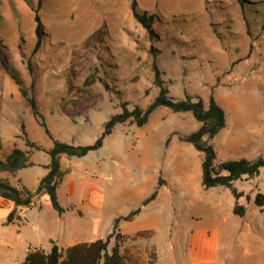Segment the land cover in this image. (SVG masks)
Returning a JSON list of instances; mask_svg holds the SVG:
<instances>
[{
	"label": "rangeland",
	"instance_id": "374dc122",
	"mask_svg": "<svg viewBox=\"0 0 264 264\" xmlns=\"http://www.w3.org/2000/svg\"><path fill=\"white\" fill-rule=\"evenodd\" d=\"M132 1L0 0V49L35 97L52 138L90 145L103 123L120 112L123 102L128 109H144L158 92L152 83L151 49L169 95L180 97L187 91L207 102L212 94L227 121L240 115L248 136L264 133V0H134L139 15L153 16L152 35L133 16ZM37 27L41 38L33 50ZM20 125L30 140L45 149L52 146V138L44 133L0 62V159L14 146L26 148ZM124 125L131 127L132 123ZM132 148L131 136H124L117 126L103 147L85 157L69 162L61 156L60 164L72 166V173L58 187L60 203L65 204L67 185L81 177L79 168L89 171L98 164L118 170L119 175L112 173L105 181H97L112 185L122 196L119 186L124 172L138 178V168L127 160V150ZM215 150L219 152L217 145ZM162 154V145L155 144L154 161L160 162ZM30 158L35 165L0 177L7 176L15 186L20 180L35 190L44 174L38 164L48 162L49 157L33 151ZM236 186L264 194V167L249 183L237 182ZM151 188L147 184L148 194ZM37 200L40 206L26 210V218L40 226L43 245L57 234L61 245L76 236L73 229L80 218L72 213L58 216L46 195ZM133 205V201H120L119 211L126 214ZM157 210L152 203L142 220L119 223L120 233L128 235L124 245L159 248L158 240L135 234L158 220ZM112 223V219L103 220L99 238L106 237Z\"/></svg>",
	"mask_w": 264,
	"mask_h": 264
},
{
	"label": "crops",
	"instance_id": "0c3cea01",
	"mask_svg": "<svg viewBox=\"0 0 264 264\" xmlns=\"http://www.w3.org/2000/svg\"><path fill=\"white\" fill-rule=\"evenodd\" d=\"M244 123L240 115L230 122L225 119V126L212 140L218 162L242 158L252 160L264 154V133L254 132L248 136L247 131L242 130ZM124 124L116 125L113 130L118 126L124 136H131L133 148L127 150V160L138 168V178L125 171L126 177L121 179L119 186L120 196L112 185L97 181L99 178L105 181L112 173L119 175L117 169L112 170L111 166L103 168L99 164L89 171L80 167L81 177L67 185L65 204L60 203L68 208L65 214L72 213L81 219L73 229L76 236L68 239L65 245L59 244L58 234L49 238L46 245L41 243L40 226L26 218V210L37 206L15 208L13 203L0 198V264H20L29 250H48L50 241L65 249L79 242L101 239L98 230L104 219L114 222L117 217L139 209L129 222L142 220L152 203L158 207L156 224L152 220L151 226H144L137 232L150 231V237L160 242L154 264H264V205L253 203L254 194L259 190L236 186L237 182L249 183L251 179L234 183L237 191L243 193L238 199L225 187L203 189L202 153L191 143L179 139V136L199 128L200 123L193 115L190 112H172L161 106L149 115L141 127ZM157 143L162 145L163 150L160 162H155L152 156L153 146ZM215 145L219 147V152L215 150ZM71 158L65 157V161L70 162ZM60 160L61 156L59 163ZM29 161L35 165L31 158ZM48 162L38 164L44 174ZM60 166L67 170L64 176L72 173V166ZM159 180L161 185H158ZM18 183L20 185L16 187L23 185L34 191L20 180ZM147 184L152 187L150 194L155 189L157 194L153 200L142 205L143 200L150 196ZM120 201H133L134 205L123 214L119 211ZM235 206L243 208L242 215L235 213ZM14 209L19 218L7 223L6 217ZM70 234L67 233L68 236Z\"/></svg>",
	"mask_w": 264,
	"mask_h": 264
},
{
	"label": "trees",
	"instance_id": "16d2710c",
	"mask_svg": "<svg viewBox=\"0 0 264 264\" xmlns=\"http://www.w3.org/2000/svg\"><path fill=\"white\" fill-rule=\"evenodd\" d=\"M130 7L133 16L152 35L151 24L153 23V16L147 17L145 15H139L134 0L131 2ZM262 27L264 28V2ZM35 34L36 42L33 50H36L41 38V31L38 27L35 30ZM149 52L153 56L151 63L153 72L152 83L158 89L156 96L153 97L144 109L138 106L128 109L127 103L123 102L119 107L120 112L111 115L103 123L100 135L92 144L74 145L52 138L39 112L35 97L29 93V90L23 86L21 80L14 74L13 69L8 66L0 49V62L6 73L15 84H17L22 98L28 105L32 115L38 120L39 125L44 129V133L52 138V146L45 149L36 142L30 140L27 137L24 125H20L21 135L23 136L26 148L21 149L14 146L9 153L0 159V175H13L19 170L33 166L34 164L29 161L33 151H42L48 155L49 162L44 167L46 173L39 179L34 191L27 189L23 185L18 188L13 185L7 177H0V198L13 203L15 208H30L31 206L39 207L40 205L36 199L40 195H46L52 209L58 215L63 214L68 208L60 204L57 197V188L64 175L67 173V170L61 168L59 157H85L89 152L98 150L102 147L104 138L111 133L116 125L129 122L135 124L137 127H141L147 122L149 115L161 106L168 108L172 112H190L195 120L200 123L196 131L188 135H181L179 139L191 143L197 151L202 153L201 184L203 189L207 190L215 187H225L231 191L236 199L241 197L243 193L237 191L234 183L238 180L257 177L260 170L264 167V154L252 160L242 158L239 160L218 162L212 140L219 130L225 126V112L223 108L215 101L212 94H209L207 102H204L200 96L191 94L187 91H183L181 97L169 95V90L161 78L164 73L158 67L154 49H151ZM27 66L29 72H31L30 63H28ZM104 86L108 88L106 85ZM161 184L162 181L159 180L158 185ZM156 194L157 189L143 200L142 205H146L153 200ZM246 198L248 199V196H246ZM253 203L256 206H263L264 194L257 191L254 194ZM138 211L139 209L131 211L126 216L117 217L112 224V230L104 239H97L92 242H79L65 249L60 248L55 241H50L48 250L42 248L31 249L26 253L20 264H154L157 260V253L154 247L126 246L124 243L127 241L128 237L121 234L118 229V224L121 220H131ZM235 213L237 215H242L243 208L235 206ZM18 218L19 217L15 215L14 209L7 215L6 222L10 223L13 219ZM136 236L150 237L151 232L139 231L136 233ZM111 239H113L114 242L108 250Z\"/></svg>",
	"mask_w": 264,
	"mask_h": 264
}]
</instances>
